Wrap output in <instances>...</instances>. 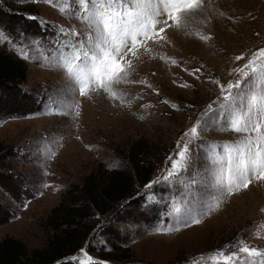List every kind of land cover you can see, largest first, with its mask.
<instances>
[{"label": "rangeland", "instance_id": "rangeland-1", "mask_svg": "<svg viewBox=\"0 0 264 264\" xmlns=\"http://www.w3.org/2000/svg\"><path fill=\"white\" fill-rule=\"evenodd\" d=\"M4 1V12L16 19L0 23L5 37L0 39V47L26 63L24 88L39 95L43 106L35 116L0 122V143L14 152L10 160L13 170L33 193L20 205L0 189V201L15 213L12 221L0 226V241L18 239L30 252L44 248L53 235L47 227L48 217L71 186L82 185L94 171L129 170V150L137 142L147 143L155 157L151 183L170 168L168 157L177 151L178 141L187 140H182L183 133L197 119L208 121V126L189 141L191 165L185 180L206 168L207 145L239 138L231 130H221V124L212 123L220 100L219 86L213 81L227 84L235 79L232 69L243 66L253 52L264 48V0H205L206 11L190 18L186 29L169 30L170 43L155 46L153 53L136 62L131 79L146 80L151 87L119 85L130 101L123 105L103 94L78 97L79 117L75 111L52 114L54 101L65 94L68 81L63 71L45 59L54 56L65 40L74 38L62 35L61 29H85V24L70 14L75 7L72 0L66 13L45 0ZM24 12L26 22L20 18ZM7 22L28 36L19 38ZM200 35L212 39L204 42ZM239 55L244 59L236 61ZM161 57L175 58L178 63ZM194 69L200 72L190 74ZM210 104L213 110H208ZM140 193L146 197L141 208L134 200L89 227V238L69 259L71 264L86 260L84 253L93 264H121L103 257L112 253L119 258L123 252L131 257L129 264H204L201 256L239 241L264 250V182L226 197L199 224L171 234H160L157 229L173 221L172 209L180 201L176 188L160 180Z\"/></svg>", "mask_w": 264, "mask_h": 264}, {"label": "snow or ice", "instance_id": "snow-or-ice-1", "mask_svg": "<svg viewBox=\"0 0 264 264\" xmlns=\"http://www.w3.org/2000/svg\"><path fill=\"white\" fill-rule=\"evenodd\" d=\"M45 2L57 6L61 13L68 11L69 0ZM72 4L75 7L70 14L78 17L85 29L82 32L61 29L62 35L70 34L74 38L65 40L54 56L45 59L63 71L68 81L65 94L54 101L52 114L69 115L75 111L76 117L80 116L78 97L103 94L120 105L130 104L118 86L147 84L146 80L131 79L136 62L153 53L155 46L170 43L169 30L186 29L190 18L206 11L205 0H72ZM4 38L0 33V39ZM199 39L207 42L212 37L200 35ZM21 55L28 58L24 51ZM161 59L178 63L171 57ZM235 59L240 61L244 56ZM198 72L200 69H194L190 74ZM232 72L237 75L227 84L213 81L219 86L220 100L218 115L212 123L221 124V130H231L239 138L223 145H207L206 168L185 180L191 165L189 141L198 138L208 121L197 119L183 133L182 140H187L177 142V151L168 157L170 168L157 181L146 185L151 188L153 183L164 180L180 196L172 209L173 221L157 229L160 234L199 224L226 197L264 182V48L253 52L243 66L233 68ZM208 110H213V105H208ZM229 248L234 251L228 252ZM84 256L87 259L80 264H93L87 253ZM200 260L204 264H264V250L239 241L205 254Z\"/></svg>", "mask_w": 264, "mask_h": 264}, {"label": "trees", "instance_id": "trees-1", "mask_svg": "<svg viewBox=\"0 0 264 264\" xmlns=\"http://www.w3.org/2000/svg\"><path fill=\"white\" fill-rule=\"evenodd\" d=\"M4 6L5 1L0 0V23L3 24L6 23L5 20L16 19L6 15ZM26 11L32 12L29 9ZM22 14L23 17L20 18L26 22V12ZM9 24L7 22L10 30L14 33L18 31ZM17 33L19 38L28 36L26 31ZM27 79L26 63L0 47V122L32 117L41 112V97L24 88ZM13 153L0 143V189L13 202L24 205L33 193L14 172L10 163ZM154 158L147 143L137 142L129 150V170L113 171L109 174L94 171L86 177L82 185H72L48 217L47 227L53 235L45 247L30 252L22 241L7 237L0 241V264H71L69 259L83 248L89 238V227L110 215L109 213H118L134 200L138 202L139 208L146 204V197L140 191L149 184L154 174ZM14 217L13 210L0 201V226L9 223ZM104 256L107 261L121 264H129L128 260L131 258L126 252L119 258L112 253Z\"/></svg>", "mask_w": 264, "mask_h": 264}]
</instances>
